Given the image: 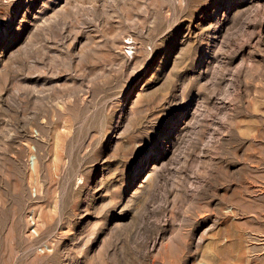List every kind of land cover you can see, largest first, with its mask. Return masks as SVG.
<instances>
[{
	"label": "rangeland",
	"instance_id": "obj_1",
	"mask_svg": "<svg viewBox=\"0 0 264 264\" xmlns=\"http://www.w3.org/2000/svg\"><path fill=\"white\" fill-rule=\"evenodd\" d=\"M0 264H264V0H0Z\"/></svg>",
	"mask_w": 264,
	"mask_h": 264
},
{
	"label": "snow or ice",
	"instance_id": "obj_2",
	"mask_svg": "<svg viewBox=\"0 0 264 264\" xmlns=\"http://www.w3.org/2000/svg\"><path fill=\"white\" fill-rule=\"evenodd\" d=\"M60 2L62 3L63 0H60ZM2 41H3V33H0V44H2Z\"/></svg>",
	"mask_w": 264,
	"mask_h": 264
}]
</instances>
